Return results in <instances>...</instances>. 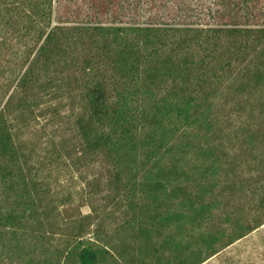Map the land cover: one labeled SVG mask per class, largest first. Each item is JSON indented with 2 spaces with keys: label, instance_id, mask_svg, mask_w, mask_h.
<instances>
[{
  "label": "trees",
  "instance_id": "16d2710c",
  "mask_svg": "<svg viewBox=\"0 0 264 264\" xmlns=\"http://www.w3.org/2000/svg\"><path fill=\"white\" fill-rule=\"evenodd\" d=\"M36 121L108 163L125 237ZM263 224L264 0H0V264H202Z\"/></svg>",
  "mask_w": 264,
  "mask_h": 264
},
{
  "label": "rangeland",
  "instance_id": "374dc122",
  "mask_svg": "<svg viewBox=\"0 0 264 264\" xmlns=\"http://www.w3.org/2000/svg\"><path fill=\"white\" fill-rule=\"evenodd\" d=\"M26 133L30 135L31 138H35L38 141L47 140L45 141L46 143H50L49 140L58 141L61 137L67 140L66 144L68 149H70L72 157L67 159L68 162L66 161L60 165V167L63 168L59 176L60 184L70 183L68 188L74 193L77 192L75 195L76 197L79 196V198H84L83 200H88L90 202L88 205L84 204V206L79 208L80 214L92 213V217L95 216V220L98 222L100 221L104 228L112 229L111 236L113 239L120 240L125 237V232L119 229V225L123 218V216L120 215L123 211V207L120 206L121 209L114 217H110L109 215L113 210V206H110L109 200L107 199L113 192L110 186L112 170L105 161H97V163L90 167L84 162L86 158L77 159L79 155H74V153L77 152L75 148L77 139L72 123L67 121L60 123L57 127H42L40 121H36L27 129ZM40 147L47 149L44 145H40ZM77 162L79 163L77 164ZM52 186L54 187L55 185ZM55 187L57 188V184ZM85 189L91 191V199L85 198ZM216 196L220 200V207H222V200L224 199H222L223 194L220 190H216ZM229 200L231 202V199ZM233 204L235 205L236 203H232L230 206ZM91 205L95 207V212L91 208ZM209 212L211 213V222H213V209ZM46 221L51 223L54 229L62 226L61 235L63 236V240L66 239V234H68L73 227L69 222L61 224L62 220L60 216L54 213L48 215ZM211 222L209 223L210 225ZM50 239L49 241L54 243V239H52V237ZM202 264H264V224L240 240L222 249Z\"/></svg>",
  "mask_w": 264,
  "mask_h": 264
}]
</instances>
